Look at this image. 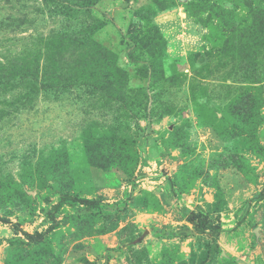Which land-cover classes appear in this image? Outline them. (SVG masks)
Returning <instances> with one entry per match:
<instances>
[{"label":"rangeland","instance_id":"374dc122","mask_svg":"<svg viewBox=\"0 0 264 264\" xmlns=\"http://www.w3.org/2000/svg\"><path fill=\"white\" fill-rule=\"evenodd\" d=\"M258 27L264 0H0V264H264ZM65 194L98 207L53 223Z\"/></svg>","mask_w":264,"mask_h":264},{"label":"trees","instance_id":"16d2710c","mask_svg":"<svg viewBox=\"0 0 264 264\" xmlns=\"http://www.w3.org/2000/svg\"><path fill=\"white\" fill-rule=\"evenodd\" d=\"M254 35H255L254 41H253L255 44L254 45L255 46L254 52H251V50H250L251 48H249L248 49V56H249V60H251V62L255 66L254 63L256 62V64H257V59H256L257 55L255 52V49H258V51H259V49L264 47V31H263V29L258 27V29L256 30V34H254ZM252 56L254 57L253 61L251 58ZM261 69H264V67H262ZM263 199H264V188L258 193L255 200L260 201ZM66 203L79 204L82 207H86V208H90V209L98 207V203L96 201L76 198V197L68 196L66 194L61 195L57 199V202L51 208L50 219L53 223H55L53 213L59 211ZM187 220H188V222H190L194 226L195 230L200 234H203L205 232H209L213 237H216L220 232V228L218 226L212 224L206 218L199 217L192 212H189ZM0 223L6 224V223H8V221L0 218ZM22 235L30 242H40L43 239V234L30 235L27 233H22Z\"/></svg>","mask_w":264,"mask_h":264}]
</instances>
